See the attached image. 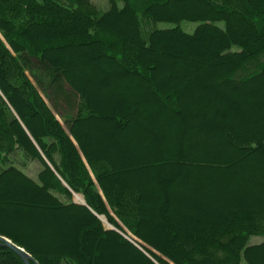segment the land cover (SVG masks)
Wrapping results in <instances>:
<instances>
[{"label":"trees","instance_id":"trees-1","mask_svg":"<svg viewBox=\"0 0 264 264\" xmlns=\"http://www.w3.org/2000/svg\"><path fill=\"white\" fill-rule=\"evenodd\" d=\"M107 2L100 11L92 0H0V211L18 207L47 219L50 211L67 218L75 232L72 241L41 248L4 228L0 219V236L24 248L30 264H112L115 256L122 264H240L242 258L264 264V238L248 243L250 236L264 237V199L182 221L171 216L177 204L165 193L187 180L188 171L219 164L224 156L212 149L216 142L230 147L229 157L241 166L256 162L255 173L264 176V0ZM143 19L198 24L192 32L177 25L144 37ZM62 80L75 87L78 99L77 114L65 122L69 132L37 89L48 93ZM105 81L124 93L109 96ZM136 119L141 141L107 138L109 154L82 138L85 129L90 134L101 125L96 138L105 141L108 128L124 132ZM151 122L173 125V135L158 143ZM185 132L205 146L202 156L178 147ZM129 142L144 163L131 164L118 153L125 170L118 174L115 153L132 150ZM35 159L42 165L37 180L20 167ZM140 166L155 170L158 197L151 196L152 202L140 178L132 176L144 172ZM71 190L82 194L86 206L71 199ZM160 199L162 223L155 225L145 213ZM0 264L24 263L0 245Z\"/></svg>","mask_w":264,"mask_h":264},{"label":"rangeland","instance_id":"rangeland-1","mask_svg":"<svg viewBox=\"0 0 264 264\" xmlns=\"http://www.w3.org/2000/svg\"><path fill=\"white\" fill-rule=\"evenodd\" d=\"M92 1L94 2V4L97 6V8L100 11H103L108 7L107 0H92ZM142 24L144 28L142 35L146 37L147 33L153 29L170 28V27L177 26V25L186 32H192L198 23L190 22V21H181L180 23L153 22V21H147L143 19ZM192 74H193V71L191 72V75ZM195 74L196 73L192 75V78L193 76H195ZM61 82L62 84L58 82L54 83V87L50 89V92L48 93H47L48 89H46L45 91L38 85H37L38 86L37 89L39 90L41 97L44 99L45 103L48 104L52 112L55 114L56 118L62 124L63 128L66 131H68V128H67L68 126L66 125L65 122L69 117H74L77 114V106H78L77 100L78 99L77 97L74 96L75 87H72L68 82L64 80H62ZM78 83L79 82H77L76 84ZM112 85L113 83L112 82L109 83V81L108 82L105 81V83H103L104 88L102 87V89L105 90L109 96L114 95V91L120 93V95L124 93V91L121 90L122 88L117 87V86L113 87ZM186 104L184 103L185 107H187ZM107 112L108 111L104 110L103 114H107ZM141 116L142 114H138V118L141 119ZM17 118L20 122V125L24 126V124L22 123V121L19 119L18 116ZM104 122H106V120L102 122L103 124L102 126H104ZM130 122H131V124H129L130 126L128 125L124 128L125 129L124 132H120L116 128L114 129V127L112 128L110 127V129L108 128L107 130H110V132L107 131L106 133L105 131V135H107V137L105 138V141L101 139L102 142L100 141L98 142L96 138L97 132L95 130H97L98 128L100 129L101 125L95 128L91 127L90 134L88 133L89 131L85 129L84 132H81L82 138L88 143L89 147L93 146L94 144L101 145V148H104V147L107 148L105 151L107 152V154H109L108 149H110V147L108 146V143L106 142L107 138L108 139L115 138L116 140H127L128 141L129 139H125L126 137H131V138L134 137L132 139L134 143H137L138 139H139V142L141 141L142 136H140L141 133L139 134L138 129H137L139 125L138 121L137 123H135V121L134 123L132 121ZM150 125L151 126L148 128H151L152 131H155L154 129H156V131L158 132L156 133L158 137H155V140L158 143L160 140L159 137L165 138V137H171L173 135V133H171L172 132L171 128L173 125H167V127H165L162 124L160 128L154 126L152 122ZM102 128L104 129V127ZM179 134L180 133H178V135ZM185 135L186 137L182 135L181 139L180 140L178 139V147L181 146L183 149L182 151L184 153L197 154V156L199 155L202 156L203 154L202 150L203 148H205V146L203 147L201 146V144H194L192 141V137L188 135L187 132H185ZM29 137L32 140V142L37 146L35 140L32 139L30 134H29ZM222 139H224V136ZM104 142H106V144ZM129 144L126 143V145H129V146H131L133 143L129 142ZM219 144H220L219 142H216L215 146L212 147V149L216 151L219 150L220 155L224 156V159L219 161V164H208L210 167L198 168L196 171H193V173L188 171V173H186L189 175V176L187 175L188 176L187 180L178 181L181 183L176 185L175 187L172 186L168 190L169 192L165 191V193L169 194L167 196L169 198L172 197V200L175 201L174 203L177 204L175 205L176 207L170 208L172 210L171 216L174 217L175 219H181L182 221L200 220L202 218L210 217V215L219 212L227 205H232L235 203L246 204L251 201H255V202L260 201L259 200L260 198L264 199V182H263L264 176L263 175L261 176L257 172L255 173L256 162H254L251 159H248V162L246 163V165L241 166L239 164L238 159H233L229 157L230 155L233 154L232 149H230V147H226L223 145L219 147ZM37 148L39 149L43 160H45L47 164L52 168L51 163L48 162L47 158L42 153L39 146H37ZM131 149L132 150H130V147H129L127 151L118 150L119 152L115 154L119 157L118 155L119 153L125 159L127 158V155H128L129 161L131 164L143 165L141 163H144V162L140 163L138 161L139 158L136 156L137 152L134 151L132 146H131ZM160 153L161 151L158 150V153H157L158 157L162 156V154ZM142 157H145V156H140V158ZM225 157L230 158V159H226ZM122 159L123 158L119 157V161L117 165V172L118 174L122 173L123 175L125 170H123V168L121 167V163L124 162ZM16 161L17 160L15 159V162ZM148 163H151V161H148ZM18 164L19 163H17V165ZM23 164L24 165L20 167L24 170V172L30 177H32L33 179L37 180V173L39 170H41V167H42L41 162L35 159V160L27 161L26 163H23ZM188 165L189 164L187 163L183 164L184 166L183 168L185 167L190 168L191 165L190 166ZM169 167H170L169 165H166V170H168ZM212 167H218V169L213 170ZM253 168L255 170H253ZM140 169L144 170V172H139L138 173L139 175L134 174L132 176H137L140 178L138 183L143 187V190L146 193V195L149 197V200L151 196L153 198L154 196L158 197V193H156L157 189H155L154 186H152V183H154L152 179L154 175H156L153 172L155 170L151 169L150 166L148 167L140 166ZM210 171L216 172L217 175L215 177L208 176L206 173ZM168 172H171V171H168ZM214 179H215V183H213L212 181ZM214 184H218V185L216 186ZM208 187H210V189H207ZM18 191L19 190L16 191V194ZM153 198L152 200H150V202L153 201ZM254 198L255 200H252ZM71 199L74 202H78L79 200H84L82 194L76 193L74 191H72ZM160 200H161L160 204H156V205L154 204L155 206L152 205L153 209H151V207L150 208L147 207V210L145 213L147 222H151L155 225H159L160 223H162V214H161L160 206H162L163 200L162 199ZM13 209H16V210L0 211V219L4 220L3 222H1V224L4 225V228L8 230L11 229L12 231L16 232L18 235L24 237L28 241H31L32 243H34L35 245L41 248H52L56 244H58L57 242H59V240L69 239L68 241H72L75 236L74 234L75 232L73 231L74 227L71 225L72 223L68 222L67 218L65 217L55 216L54 213L50 211H48L50 214L47 212V216L49 219H47L46 216L44 215L43 216L40 215L38 217H32V214L36 211L34 212L26 211V213H22V212L20 213V210L18 207L13 208ZM41 216L42 218L39 219ZM99 216L103 219V220L101 219L100 220L104 223L105 226L110 227L112 229H116L113 225H111L106 220L104 216L102 215H99ZM120 233H122V231H120ZM123 235L127 238L131 237L130 234H128V232ZM263 238H264L263 236H255V235L250 236L248 243L249 244L260 243L263 240ZM139 249L142 253L146 254L147 256L151 258H154L152 257V254H150L145 249H142L141 247H139ZM120 252L124 254L123 251H120ZM125 253L127 257L128 255L129 257L132 256L127 251ZM119 263L122 264V258L121 259L119 258V261H118V258L116 256L113 257L112 264H119ZM240 264H247V262L242 258L240 260Z\"/></svg>","mask_w":264,"mask_h":264},{"label":"water","instance_id":"water-1","mask_svg":"<svg viewBox=\"0 0 264 264\" xmlns=\"http://www.w3.org/2000/svg\"><path fill=\"white\" fill-rule=\"evenodd\" d=\"M76 203L86 206V203L84 200H79ZM96 216L99 219L103 220L99 215H96ZM0 245L8 247L13 252H15L20 257V259L23 261L24 264H30L29 261L32 260V257L27 251H25L24 248L14 244L11 240H9L8 238L4 236H0Z\"/></svg>","mask_w":264,"mask_h":264}]
</instances>
